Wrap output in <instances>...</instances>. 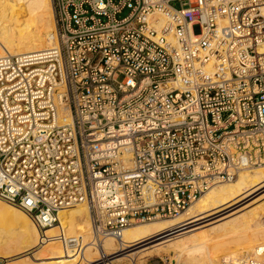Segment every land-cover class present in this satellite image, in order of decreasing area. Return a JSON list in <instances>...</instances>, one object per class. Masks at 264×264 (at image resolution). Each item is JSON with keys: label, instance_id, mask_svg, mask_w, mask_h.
Masks as SVG:
<instances>
[{"label": "built area", "instance_id": "built-area-1", "mask_svg": "<svg viewBox=\"0 0 264 264\" xmlns=\"http://www.w3.org/2000/svg\"><path fill=\"white\" fill-rule=\"evenodd\" d=\"M51 2L57 46L0 57V201L121 241L264 167V0Z\"/></svg>", "mask_w": 264, "mask_h": 264}, {"label": "bare ground", "instance_id": "bare-ground-1", "mask_svg": "<svg viewBox=\"0 0 264 264\" xmlns=\"http://www.w3.org/2000/svg\"><path fill=\"white\" fill-rule=\"evenodd\" d=\"M56 46L51 0H0V57ZM93 234L86 205L57 213L56 223L44 228L15 203L0 201V264H138L155 258L245 264L257 260L264 245V167L214 185L178 217L127 228L121 241L99 243Z\"/></svg>", "mask_w": 264, "mask_h": 264}, {"label": "rangeland", "instance_id": "rangeland-1", "mask_svg": "<svg viewBox=\"0 0 264 264\" xmlns=\"http://www.w3.org/2000/svg\"><path fill=\"white\" fill-rule=\"evenodd\" d=\"M253 256V255H251ZM167 258H163L162 260L158 258L155 259H143V261L141 260L140 263L138 264H170V262L168 261ZM146 260V261H145ZM118 264H128L126 261H120Z\"/></svg>", "mask_w": 264, "mask_h": 264}]
</instances>
